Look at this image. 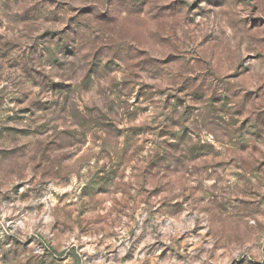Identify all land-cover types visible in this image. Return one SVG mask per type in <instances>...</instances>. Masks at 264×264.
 <instances>
[{
	"label": "rangeland",
	"instance_id": "obj_1",
	"mask_svg": "<svg viewBox=\"0 0 264 264\" xmlns=\"http://www.w3.org/2000/svg\"><path fill=\"white\" fill-rule=\"evenodd\" d=\"M0 264H264V0H0Z\"/></svg>",
	"mask_w": 264,
	"mask_h": 264
},
{
	"label": "trees",
	"instance_id": "obj_2",
	"mask_svg": "<svg viewBox=\"0 0 264 264\" xmlns=\"http://www.w3.org/2000/svg\"><path fill=\"white\" fill-rule=\"evenodd\" d=\"M73 47V46H72ZM173 135V134H172ZM173 138V137H172Z\"/></svg>",
	"mask_w": 264,
	"mask_h": 264
}]
</instances>
